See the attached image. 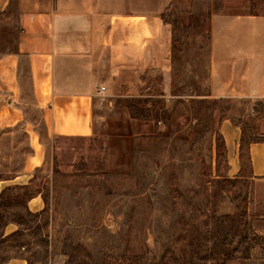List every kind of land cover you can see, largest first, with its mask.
Masks as SVG:
<instances>
[{
  "label": "rangeland",
  "instance_id": "obj_1",
  "mask_svg": "<svg viewBox=\"0 0 264 264\" xmlns=\"http://www.w3.org/2000/svg\"><path fill=\"white\" fill-rule=\"evenodd\" d=\"M84 1L158 16L170 31L169 73L139 74L131 93L98 91L89 139L47 138L39 125L40 156L29 163L24 131L2 137L0 233L8 221L20 233L0 238V264L14 250L31 264L56 251L71 264H264V181L249 177L244 152L239 173L227 174L224 139L231 128L243 144L258 139L264 101L216 94L209 78L211 18L264 15V0ZM22 168L29 184L5 185ZM38 192L45 206L29 215Z\"/></svg>",
  "mask_w": 264,
  "mask_h": 264
},
{
  "label": "crops",
  "instance_id": "obj_2",
  "mask_svg": "<svg viewBox=\"0 0 264 264\" xmlns=\"http://www.w3.org/2000/svg\"><path fill=\"white\" fill-rule=\"evenodd\" d=\"M76 1L61 6V0H0V32L12 35L0 38V142L10 129L24 131L33 147L27 163L40 156L39 125L47 138L89 139L98 91L131 93L139 74L169 73L170 31L158 16L104 11L97 1L91 7ZM211 31L209 78L218 84L216 94L264 101V15H215ZM257 136L243 144L235 129L224 132L228 175L242 169L244 152L249 177L264 181V111ZM31 178L22 168L4 181L23 186ZM26 206L40 212L43 195H32ZM7 227L6 234L17 229ZM64 256L56 251L47 264H65ZM5 264L27 261L10 258Z\"/></svg>",
  "mask_w": 264,
  "mask_h": 264
},
{
  "label": "trees",
  "instance_id": "obj_3",
  "mask_svg": "<svg viewBox=\"0 0 264 264\" xmlns=\"http://www.w3.org/2000/svg\"><path fill=\"white\" fill-rule=\"evenodd\" d=\"M263 140H264V137H263ZM217 148H218V143H217ZM23 186H25V185H23ZM2 192V191H1ZM31 197V196H30ZM29 197V198H30ZM28 198V199H29ZM27 199V200H28ZM26 204V203H25ZM25 210H26V212L29 214V215H33V214H36V213H34V212H31V211H29L28 210V208H27V206L25 205ZM10 222L8 221V222H4V226H3V229H2V232L0 233V238L3 240V241H7V240H13L14 239V237L18 234V233H20V228H19V224L18 223H16V222H13V223H15L16 224V226H17V229L16 230H14V231H12V232H10V233H5V226L6 225H8ZM23 231V230H22ZM22 247L24 248V246L22 245ZM249 248V246H246V250ZM64 254L66 255L67 253H65L64 252ZM247 256V255H246ZM246 256H242V257H246ZM10 258H23V259H25L26 261H27V264H31L32 263V256H30V255H27V254H22V253H18V251H13L12 252V254L9 256V258L8 259H10ZM231 260H230V258L228 259H220V260H214L213 261V263L212 264H231ZM6 262H3L2 264H5ZM65 264H71V255H68V259L65 261Z\"/></svg>",
  "mask_w": 264,
  "mask_h": 264
}]
</instances>
